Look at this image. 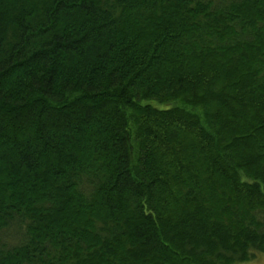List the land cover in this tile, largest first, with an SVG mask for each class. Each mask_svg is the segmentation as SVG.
<instances>
[{
	"label": "trees",
	"instance_id": "16d2710c",
	"mask_svg": "<svg viewBox=\"0 0 264 264\" xmlns=\"http://www.w3.org/2000/svg\"><path fill=\"white\" fill-rule=\"evenodd\" d=\"M260 258L264 0H0V264Z\"/></svg>",
	"mask_w": 264,
	"mask_h": 264
},
{
	"label": "rangeland",
	"instance_id": "374dc122",
	"mask_svg": "<svg viewBox=\"0 0 264 264\" xmlns=\"http://www.w3.org/2000/svg\"><path fill=\"white\" fill-rule=\"evenodd\" d=\"M244 264H264V258H260L258 260H253L252 262L244 263Z\"/></svg>",
	"mask_w": 264,
	"mask_h": 264
},
{
	"label": "bare ground",
	"instance_id": "6f19581e",
	"mask_svg": "<svg viewBox=\"0 0 264 264\" xmlns=\"http://www.w3.org/2000/svg\"><path fill=\"white\" fill-rule=\"evenodd\" d=\"M13 246V245H12Z\"/></svg>",
	"mask_w": 264,
	"mask_h": 264
}]
</instances>
